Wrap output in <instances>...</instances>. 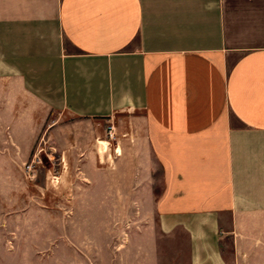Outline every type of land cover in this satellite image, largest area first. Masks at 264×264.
I'll return each mask as SVG.
<instances>
[{
	"label": "crops",
	"instance_id": "1",
	"mask_svg": "<svg viewBox=\"0 0 264 264\" xmlns=\"http://www.w3.org/2000/svg\"><path fill=\"white\" fill-rule=\"evenodd\" d=\"M51 116L69 142L114 123L117 190L150 214L139 264H264V0H0V158L29 156ZM93 147L86 176L113 199ZM17 187L0 184V264Z\"/></svg>",
	"mask_w": 264,
	"mask_h": 264
},
{
	"label": "rangeland",
	"instance_id": "2",
	"mask_svg": "<svg viewBox=\"0 0 264 264\" xmlns=\"http://www.w3.org/2000/svg\"><path fill=\"white\" fill-rule=\"evenodd\" d=\"M51 119L54 116L32 142L29 156L0 158V184L18 185L11 191L17 196L1 200L3 245L12 251L5 255V264H139L140 249L131 238L139 225L150 220V214L142 212L134 198L120 197L117 164L106 160L115 157L117 139L108 141L103 133L89 142L83 128L75 129L70 142L54 139ZM65 120L76 122L72 118ZM97 141L109 145L103 163ZM89 143L95 146L96 160L104 174L116 180L112 184L116 190L113 199H95L96 192L101 191L96 182L100 177L89 171L88 178L85 169L88 156L91 162L96 161L93 154L82 149ZM66 145L77 153L54 152V147L63 149ZM33 162L28 171L27 166ZM16 233L23 236L16 238ZM162 257L160 263L168 264Z\"/></svg>",
	"mask_w": 264,
	"mask_h": 264
},
{
	"label": "built area",
	"instance_id": "3",
	"mask_svg": "<svg viewBox=\"0 0 264 264\" xmlns=\"http://www.w3.org/2000/svg\"><path fill=\"white\" fill-rule=\"evenodd\" d=\"M105 130H106V138L108 141L114 140L117 137L115 126L112 121L107 123ZM33 165H34V162L33 164L28 165L27 170L30 171Z\"/></svg>",
	"mask_w": 264,
	"mask_h": 264
},
{
	"label": "clouds",
	"instance_id": "4",
	"mask_svg": "<svg viewBox=\"0 0 264 264\" xmlns=\"http://www.w3.org/2000/svg\"><path fill=\"white\" fill-rule=\"evenodd\" d=\"M97 143L100 145L99 148H98V152H99L100 155H101V163H103V162H104V161H103V155H104L105 152L108 151V149H109V145H108V143L101 144L100 141H97ZM120 153H121V150H120L119 147H117V149H116V154H117V155H120ZM108 159H109V161H111V156H109Z\"/></svg>",
	"mask_w": 264,
	"mask_h": 264
}]
</instances>
